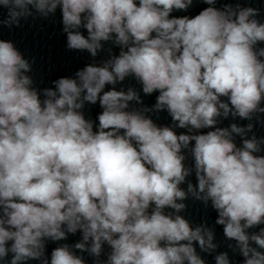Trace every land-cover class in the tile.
Masks as SVG:
<instances>
[{
  "label": "clouds",
  "instance_id": "clouds-1",
  "mask_svg": "<svg viewBox=\"0 0 264 264\" xmlns=\"http://www.w3.org/2000/svg\"><path fill=\"white\" fill-rule=\"evenodd\" d=\"M202 2L209 6L190 18L171 14L194 0H0L4 26L59 8L68 49L96 57L104 42L120 48L100 66L53 81L41 99L30 62L0 40V262L11 254L8 264H49L46 241L80 232L74 245L52 250L50 264H85L72 248L95 264H206L197 246L216 253L215 264H232L228 252L217 253L213 228L180 214L191 195L211 202L243 264H264V227L248 231L264 224V155H255L264 138H248L252 123L217 126L264 114V47H256L264 23L252 7ZM130 76L143 94L159 93L151 108H130L143 104L135 88L117 90ZM97 102L94 131L81 110ZM161 111L187 133L146 115ZM193 172L197 184L184 190ZM104 245L110 252L100 261Z\"/></svg>",
  "mask_w": 264,
  "mask_h": 264
},
{
  "label": "water",
  "instance_id": "water-1",
  "mask_svg": "<svg viewBox=\"0 0 264 264\" xmlns=\"http://www.w3.org/2000/svg\"><path fill=\"white\" fill-rule=\"evenodd\" d=\"M224 4H231L235 7L239 4L240 7H252L257 9L259 14L255 17L260 23H264V0H217L215 7L222 8ZM209 5L204 4L202 0H194L193 5L185 11L174 10L171 14L174 17L189 16L190 18L199 14L204 8ZM7 19V9L0 8V20ZM80 31L87 36L86 29L81 28ZM0 40L10 41L13 43L15 48L21 52L25 59L31 64V72L28 73L33 79V87L41 92V99H43V89L55 88L53 81L61 78H75V73L83 69L88 64H95L97 66L110 59L112 55H118L120 48L115 46L111 41L104 42V50L100 51L96 57H92L87 51L70 50L67 47V35L63 31L62 24V13L58 8L55 14H50L47 18L40 16L38 13L28 17L26 20L22 19L20 26H13L11 28L0 24ZM257 48L264 47V42H259ZM111 50V51H109ZM264 59V58H262ZM112 86L107 85L105 91L110 90ZM129 87L135 88L141 96L143 101L142 105L131 102L130 108H151L155 102L156 97L159 94L154 92L151 95H145L142 92V86L134 77H128L124 82L117 84V90H127ZM222 99L227 100L226 97ZM264 107V101L261 104ZM87 120H91L94 123V131L97 130L98 126V115L102 112V108L97 102L95 105L86 103L84 108L81 110ZM154 123L158 126H169L172 127L177 134L187 133V129L176 128L173 121L167 111L161 112H149L146 113ZM231 123H237L238 125L245 126L248 123L254 125L253 131L247 134L248 138H251L253 134L259 139L264 138V114H259V118H254L251 121L241 120L240 118H232L229 116L227 119L220 118L217 126L229 127ZM214 129H201L200 133H206L207 131ZM234 142L237 146H242V140L240 136H234ZM194 145V141L192 142ZM183 154L186 156L185 165L193 166L194 161L191 154L187 150H183ZM255 155H264V151L255 153ZM190 181L193 185L197 184L195 173L186 178V182L181 185L184 190H187V182ZM187 207L180 214L187 219L193 227L199 224H207L208 227L214 229L215 243L219 245L218 252H228L232 264H243V257L238 252H233L229 247L230 244L234 245L235 241H229L223 234V226L215 223L217 219V212L212 208L211 202L205 205L202 201L195 200L189 195L188 199L183 201ZM170 211V210H166ZM264 227V224L257 226L253 229H249L251 232H259L260 228ZM81 240V233L69 234L68 239L59 242L46 241L45 255L49 260L51 252L54 248L68 244L74 245L76 242ZM72 251L78 256H81L85 261V264H95L96 258L90 256L87 252H80L72 248ZM264 251V250H261ZM110 252V248L104 245V252L100 256V261L107 260V254ZM197 252L205 259L206 264H215L214 255L200 252L197 246ZM11 259L9 254L7 260L0 262V264H8ZM27 264H41L40 261L31 260Z\"/></svg>",
  "mask_w": 264,
  "mask_h": 264
}]
</instances>
